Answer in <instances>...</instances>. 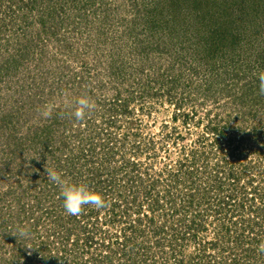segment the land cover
Returning <instances> with one entry per match:
<instances>
[{
	"label": "rangeland",
	"instance_id": "374dc122",
	"mask_svg": "<svg viewBox=\"0 0 264 264\" xmlns=\"http://www.w3.org/2000/svg\"><path fill=\"white\" fill-rule=\"evenodd\" d=\"M260 72L264 0H0V264H246ZM45 165L107 206L68 215Z\"/></svg>",
	"mask_w": 264,
	"mask_h": 264
},
{
	"label": "clouds",
	"instance_id": "9594fccd",
	"mask_svg": "<svg viewBox=\"0 0 264 264\" xmlns=\"http://www.w3.org/2000/svg\"><path fill=\"white\" fill-rule=\"evenodd\" d=\"M257 79L259 81V94L264 95V72H260ZM66 104L71 106L72 110L70 115L77 121L83 120L85 116L95 108V104L91 102L88 96H80L74 101H66ZM39 111L43 118H51L53 115V106L46 104ZM45 174L51 182L60 188V195L63 199V208L68 215L79 216L83 213L86 206L95 209H102L107 206V202L100 194L88 190L85 186L68 183L62 178L60 173L46 165ZM11 234L17 239H27L30 235L29 231L26 229H19ZM24 247L29 250L33 248L28 244ZM259 252L264 253V244L259 246ZM29 255H31V251H29Z\"/></svg>",
	"mask_w": 264,
	"mask_h": 264
},
{
	"label": "trees",
	"instance_id": "16d2710c",
	"mask_svg": "<svg viewBox=\"0 0 264 264\" xmlns=\"http://www.w3.org/2000/svg\"><path fill=\"white\" fill-rule=\"evenodd\" d=\"M257 3H258V1H257ZM261 11H263V10H261ZM262 13V12H261ZM263 14V13H262ZM91 170V169H90ZM93 170V169H92ZM236 178V177H235ZM240 178H236L235 180H239ZM255 188H254V193H255ZM262 194H259V197H262L261 196ZM232 196L231 195H229L228 197H226L225 198V200H224V203L225 204H228V202L230 201V198H231ZM246 197V201H250L251 203H252V205H255V200H256V197H252V198H248L247 196H245ZM254 207V206H253ZM229 208H231V207H229ZM236 209V207L235 208H233V209H231V211H232V214H235L236 212H237V210H235ZM251 209H254V211H256L259 215H262V213H263V210L260 208V207H256V208H251ZM222 212L223 210L221 209V208H219L218 210H217V212ZM226 212L228 211V210H225ZM238 213V212H237ZM257 214V215H258ZM258 215V216H259ZM246 221H248V223H250V222H254V220H253V218L251 217H249V216H247V219H246ZM256 225H257V222H254ZM227 229V228H226ZM262 234V233H261ZM258 236V235H257ZM257 236H255V235H251V234H249V235H247V236H243V232H239L238 234H236L235 235V237H233V240H235V246L234 247H232V249H233V251H235V249H237V250H239V251H241V252H243V256H244V258H245V263L246 264H251V259H255L256 257H258V253H256V252H258L259 250V247H258V244H260V242H262V241H264V238L263 237H260V236H258V238H257ZM75 243V245H78L79 244V239L78 238H76V240L74 241ZM216 244V243H215ZM43 256V258H44V260H43V262H44V264L46 263V255H42ZM261 258L263 257V254L261 253ZM106 258H109V257H106ZM210 259H211V257H210ZM232 262H234L235 264L237 263V257H236V254H235V252H234V254H232ZM262 260V259H261ZM221 261V260H220ZM99 262L100 261H97V262H92V264H99Z\"/></svg>",
	"mask_w": 264,
	"mask_h": 264
}]
</instances>
